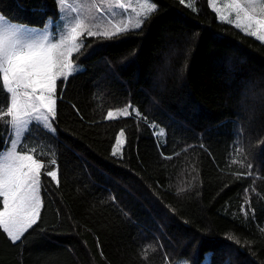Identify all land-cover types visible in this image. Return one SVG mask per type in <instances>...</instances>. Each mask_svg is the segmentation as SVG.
<instances>
[{
    "label": "trees",
    "instance_id": "16d2710c",
    "mask_svg": "<svg viewBox=\"0 0 264 264\" xmlns=\"http://www.w3.org/2000/svg\"><path fill=\"white\" fill-rule=\"evenodd\" d=\"M154 2L140 29L85 36L72 55L83 69L58 81L55 135L26 138L46 163L41 219L22 242L0 229V264H264V41L210 0ZM0 12L44 26L59 7L0 0ZM9 96L0 88V105ZM128 105L158 127L104 120ZM8 134L0 123V151Z\"/></svg>",
    "mask_w": 264,
    "mask_h": 264
},
{
    "label": "snow or ice",
    "instance_id": "6c2138e0",
    "mask_svg": "<svg viewBox=\"0 0 264 264\" xmlns=\"http://www.w3.org/2000/svg\"><path fill=\"white\" fill-rule=\"evenodd\" d=\"M252 3V0H247ZM60 7V20L53 21L48 18L44 30L29 29L26 25H16L0 17V88L10 94V103L0 105V123L9 129L8 138L5 141L4 151H0V229L6 233L12 243L22 242L25 234L37 226L41 219L42 201L40 192L41 168L44 165L43 157L34 158L35 146L29 147L26 138L31 134L32 129H42L51 135H55L53 123L56 117V92L57 80L66 83L69 76L81 71L78 64L72 61L75 53L77 60L81 54L83 43H77V38L86 32L87 37L100 39L119 38L120 35L134 29H140L142 24L150 18L156 10L154 3L148 5L144 10L143 19H138L131 27L125 25L120 27L112 24L107 15L93 17L94 20H104L113 29L109 31L104 28L102 31H93L84 23V19L73 5L67 4L66 0H57ZM100 5L107 3L108 8H122L120 0H99ZM184 3V0H181ZM242 0H233V5L239 13L245 12L244 23H236L237 28L255 25L259 31L248 33L264 40V19H257L247 14V10L241 7ZM95 9L97 5H89ZM111 15V13H109ZM56 29L50 37L49 30ZM59 40L51 43L50 40ZM22 90V91H21ZM129 108L132 110L129 111ZM78 111V110H77ZM121 118H134L137 121L143 120L149 125L147 118L132 105L115 110H108L104 116L105 121L118 120ZM150 127H158L149 125ZM153 132L154 136L162 133ZM242 134V129L240 131ZM124 135L121 129L119 137ZM16 137L21 140L17 150ZM117 137L113 146V155H123V144ZM239 142V134L237 142ZM166 144V140L159 141L158 147ZM239 151V149H237ZM162 159H172L171 156H164ZM227 163L231 164L229 160ZM55 166V159L50 160ZM44 175L56 181L57 171H45ZM114 202V201H113ZM205 264H210V257L206 258Z\"/></svg>",
    "mask_w": 264,
    "mask_h": 264
},
{
    "label": "rangeland",
    "instance_id": "374dc122",
    "mask_svg": "<svg viewBox=\"0 0 264 264\" xmlns=\"http://www.w3.org/2000/svg\"><path fill=\"white\" fill-rule=\"evenodd\" d=\"M210 2H211V6L213 7V9H215V11L218 13L220 19L230 22L234 25H236V23H241V24L244 23L245 12L241 11L239 13L240 19L237 20V11L233 5V0H210ZM66 3L73 5L76 9H78L81 15V18L84 19V23L88 27H91L93 31H97V30L102 31L104 28H107L109 31L113 30L110 27V25L107 23V21L94 20L92 19L93 17H100L102 15H107L108 19L111 20L112 24H118L120 27H124L125 25H129L131 27V25L135 24V22L138 19H143L144 10L148 7V5L152 3L156 5L154 0H120V3L123 4L122 8L116 7L115 4H113L112 8H108L107 3H105L104 5H100L99 0H66ZM92 3H95L97 5L95 9H91L89 7V5ZM241 7L247 10V14L249 16H252L257 19H264V0H252V3H248L247 0H242ZM109 13H111V15H109ZM0 17H4L5 20L9 21L12 24L26 25L29 29L44 30L45 28V25L44 26H34V25L14 22L10 20L8 17H6L5 15H3V13L1 12H0ZM51 19L53 21L60 20V7H59V15ZM241 29L244 30L243 28ZM255 31H259V29L253 24L251 26H248L247 31L245 32L251 33ZM55 32H56L55 28L50 29L49 30L50 37ZM85 36H87L86 32H83L82 35L77 38V43H81V42L83 43V39ZM58 40H59V37H57V40H50V42L57 43ZM72 61H73V58H72ZM73 63L78 64L81 67V69H83V66L81 64L76 63L74 61ZM59 80L60 79L57 80V84ZM115 110L116 109H113L114 114H115ZM53 127H54V123H53ZM161 130H163V128H160L159 132ZM162 134L163 132L160 135ZM119 138L122 141V144H124V137L122 136ZM16 139H17V150H19L20 142L24 138L16 137ZM3 159H4L3 157H0V160H3ZM55 171L57 170L55 169ZM57 178H58V171H57ZM39 195L42 201L41 186H40ZM205 260L203 261L202 264H205ZM174 264H189V262L187 260L182 259L178 262H175Z\"/></svg>",
    "mask_w": 264,
    "mask_h": 264
},
{
    "label": "crops",
    "instance_id": "0c3cea01",
    "mask_svg": "<svg viewBox=\"0 0 264 264\" xmlns=\"http://www.w3.org/2000/svg\"><path fill=\"white\" fill-rule=\"evenodd\" d=\"M56 108V107H55ZM31 154H33V153H31ZM33 156H34V154H33ZM35 157V156H34ZM36 158V157H35ZM36 159H38V158H36ZM44 165H46V163L44 162ZM43 165V166H44ZM57 170V167H56V165H55V167H52V169L51 170ZM43 170V167L41 168V171ZM40 180H41V175H40ZM40 186H41V184H40Z\"/></svg>",
    "mask_w": 264,
    "mask_h": 264
}]
</instances>
